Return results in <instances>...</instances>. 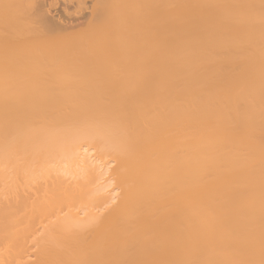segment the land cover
Masks as SVG:
<instances>
[{
	"label": "bare ground",
	"instance_id": "1",
	"mask_svg": "<svg viewBox=\"0 0 264 264\" xmlns=\"http://www.w3.org/2000/svg\"><path fill=\"white\" fill-rule=\"evenodd\" d=\"M0 264H264V0H0Z\"/></svg>",
	"mask_w": 264,
	"mask_h": 264
}]
</instances>
